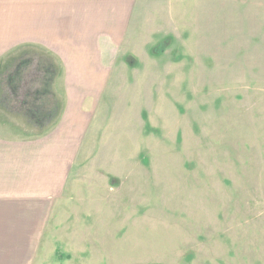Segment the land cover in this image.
I'll return each mask as SVG.
<instances>
[{"label":"rangeland","instance_id":"374dc122","mask_svg":"<svg viewBox=\"0 0 264 264\" xmlns=\"http://www.w3.org/2000/svg\"><path fill=\"white\" fill-rule=\"evenodd\" d=\"M112 58L34 264H264V0L140 1Z\"/></svg>","mask_w":264,"mask_h":264},{"label":"crops","instance_id":"0c3cea01","mask_svg":"<svg viewBox=\"0 0 264 264\" xmlns=\"http://www.w3.org/2000/svg\"><path fill=\"white\" fill-rule=\"evenodd\" d=\"M140 1L0 0V264H34Z\"/></svg>","mask_w":264,"mask_h":264}]
</instances>
